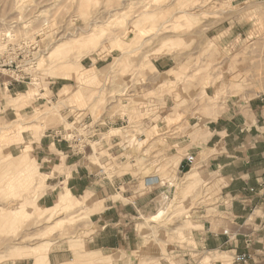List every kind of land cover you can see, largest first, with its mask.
<instances>
[{"label": "rangeland", "instance_id": "1", "mask_svg": "<svg viewBox=\"0 0 264 264\" xmlns=\"http://www.w3.org/2000/svg\"><path fill=\"white\" fill-rule=\"evenodd\" d=\"M233 100L264 105V0H0V264H176L168 250L187 242L190 207L211 200L202 182L177 181L179 148L198 117ZM51 137L66 144L61 162L77 155L91 169L83 203L64 183L38 203L54 187L38 150ZM139 156L161 175L145 185L169 187L133 219L139 248L86 252L91 190L116 191L119 161Z\"/></svg>", "mask_w": 264, "mask_h": 264}, {"label": "crops", "instance_id": "2", "mask_svg": "<svg viewBox=\"0 0 264 264\" xmlns=\"http://www.w3.org/2000/svg\"><path fill=\"white\" fill-rule=\"evenodd\" d=\"M167 65L163 58L153 63L158 74L167 72ZM20 87L18 85V92L22 94ZM195 125L189 144L179 148L182 152L175 172L178 182L183 178L188 182L186 187L202 182L208 189L207 198L211 200L190 207V217L185 223L188 240L171 242L174 248L168 252L176 264H224L221 257L231 258L244 252L251 257L248 264H254L264 254V105H260L258 100L229 101L206 120L198 117ZM176 134L175 138H178L182 131H176ZM49 140L51 143H43L48 144L47 148L39 145L38 150L40 153L42 149L47 155L44 158L47 162L41 159V163L50 168L52 175L46 182L50 185L53 180L54 187L39 195L38 203L52 204L55 198L60 197V185L63 183L71 196L80 197L78 202L86 201L82 194L89 188L88 184L95 185L90 167L87 168L85 160L74 159L77 155L66 153L62 155L64 160L61 162L55 155H61L66 144L53 137ZM175 154H178L177 150ZM188 154L194 155L190 167L184 165ZM151 160L150 157L139 156L130 161H119L129 164L127 169L124 168L126 172L115 179L116 191L97 186L91 190L98 197L91 203L96 211L90 213L86 226L81 228L85 229L82 232L85 237L81 234L80 240L86 252H132L139 248V223L133 219L138 217V213L155 210L161 194L166 195L169 191L167 185L159 182L145 185L146 178L151 182L154 176L161 177L157 170L144 174L145 165L149 161L152 164ZM138 162L141 165L138 166ZM56 164L61 165L62 172L54 170ZM180 173L185 175H178ZM113 192L121 198L113 199L116 196Z\"/></svg>", "mask_w": 264, "mask_h": 264}, {"label": "built area", "instance_id": "3", "mask_svg": "<svg viewBox=\"0 0 264 264\" xmlns=\"http://www.w3.org/2000/svg\"><path fill=\"white\" fill-rule=\"evenodd\" d=\"M80 139V138H79ZM194 161V155L193 154H188L185 156L184 159V165L186 166H191ZM248 243L250 240H247ZM251 257L249 253H239L231 257V262L236 263V264H248L250 261Z\"/></svg>", "mask_w": 264, "mask_h": 264}, {"label": "bare ground", "instance_id": "4", "mask_svg": "<svg viewBox=\"0 0 264 264\" xmlns=\"http://www.w3.org/2000/svg\"><path fill=\"white\" fill-rule=\"evenodd\" d=\"M196 7H197V6H196ZM21 164H22V163L20 162V163L18 164V166H20V167H21ZM24 209H25V208H24ZM19 210H20V209H19ZM21 210H22V209H21ZM21 210H20V211H21ZM22 211H23V210H22ZM17 212H18V211H17ZM24 213H25V212H24ZM14 216H15V215H14ZM12 217H13V216H12ZM9 221H10V220H9ZM8 225H9V223H8ZM12 248H13V247H12ZM34 264H38V263H37V258H36V261H35V263H34Z\"/></svg>", "mask_w": 264, "mask_h": 264}]
</instances>
